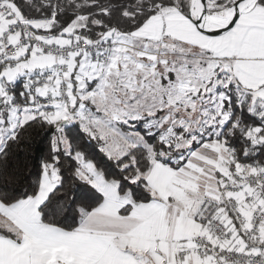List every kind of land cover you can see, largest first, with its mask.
<instances>
[{"label": "snow or ice", "instance_id": "1", "mask_svg": "<svg viewBox=\"0 0 264 264\" xmlns=\"http://www.w3.org/2000/svg\"><path fill=\"white\" fill-rule=\"evenodd\" d=\"M0 264H264V0H0Z\"/></svg>", "mask_w": 264, "mask_h": 264}, {"label": "trees", "instance_id": "2", "mask_svg": "<svg viewBox=\"0 0 264 264\" xmlns=\"http://www.w3.org/2000/svg\"><path fill=\"white\" fill-rule=\"evenodd\" d=\"M47 142L43 137V133L34 134L33 141H32V150L25 155L20 156L21 163H27L29 168L35 167L38 164V159L34 157L41 155L43 152L47 151ZM27 173L25 172V175Z\"/></svg>", "mask_w": 264, "mask_h": 264}]
</instances>
